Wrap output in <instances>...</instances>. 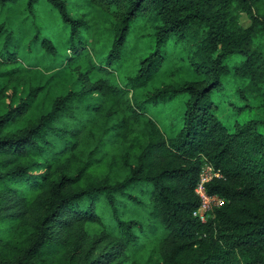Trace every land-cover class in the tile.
<instances>
[{
    "label": "trees",
    "instance_id": "obj_1",
    "mask_svg": "<svg viewBox=\"0 0 264 264\" xmlns=\"http://www.w3.org/2000/svg\"><path fill=\"white\" fill-rule=\"evenodd\" d=\"M21 1L0 0V70L8 68L0 77H12L15 89L24 34L7 11ZM43 1L69 32L57 64L78 73L38 116L29 114L42 87L0 113V264H264V115L236 123L215 112L231 73L246 80L242 96L264 108V0L25 6L35 12ZM42 31L37 25L28 52L59 56ZM169 56L203 78L131 95ZM182 93L189 97L167 135L148 106ZM7 95L0 85V102ZM204 164L222 174L207 191L225 199L206 222L194 216Z\"/></svg>",
    "mask_w": 264,
    "mask_h": 264
},
{
    "label": "rangeland",
    "instance_id": "obj_2",
    "mask_svg": "<svg viewBox=\"0 0 264 264\" xmlns=\"http://www.w3.org/2000/svg\"><path fill=\"white\" fill-rule=\"evenodd\" d=\"M42 3L43 6L41 10L29 12L25 6V0H22L21 3L11 6L7 11L11 25L16 28L17 31L22 30L24 34V41L19 49L20 54L18 55L23 68L21 70V83L16 89L15 81L11 79L12 77H0V85L6 88L8 94L0 102V113L5 111L9 104L16 103L22 96L25 97L29 93L31 87H42L43 90L40 93L39 100L29 114L30 118H34L44 111L49 110L56 96L66 93L74 86L78 73L76 68L74 66L71 68H59L57 64L58 60L66 53L69 32L64 30L57 11L46 1ZM99 7L110 13L106 4L104 6L100 5ZM39 14L41 16H39ZM240 19L244 27L251 24L250 17L245 13L241 15ZM37 25H43L44 31H42V33L53 39L59 56L46 55L39 46L31 48L32 50L28 52V43L31 37H33ZM175 52L179 53V50ZM55 58H57V60ZM228 63L232 62L229 61ZM7 69L8 68L1 69L0 73H3ZM202 78L201 75L194 72L187 61L180 60L178 63H174L172 57L169 56L165 66L157 76L147 86L132 91L131 95L134 94L142 98L145 94L152 92L163 83L201 80ZM224 79L227 83V94L222 100L216 99L219 103L218 108L215 110L217 115L224 116L233 114L231 121L235 120L236 123H242L247 119L264 115V108L257 106V104L261 102L260 98H256L253 94H249L247 98L242 96L240 89L246 84L244 78L231 73L225 76ZM11 95H14V99ZM188 97L187 93H182L166 105L159 104L148 106L149 114L167 135H171L175 131L176 115L183 112ZM240 104L252 106H248L244 110H239L238 105Z\"/></svg>",
    "mask_w": 264,
    "mask_h": 264
},
{
    "label": "built area",
    "instance_id": "obj_3",
    "mask_svg": "<svg viewBox=\"0 0 264 264\" xmlns=\"http://www.w3.org/2000/svg\"><path fill=\"white\" fill-rule=\"evenodd\" d=\"M222 174L219 170H216L211 164H204L202 166L199 182L195 189L200 198V205L194 211V216L198 217L202 222H206L207 219L212 216L214 211L225 204V199L218 194H210L205 184L213 178H220Z\"/></svg>",
    "mask_w": 264,
    "mask_h": 264
}]
</instances>
